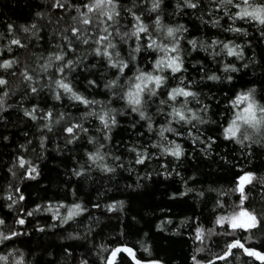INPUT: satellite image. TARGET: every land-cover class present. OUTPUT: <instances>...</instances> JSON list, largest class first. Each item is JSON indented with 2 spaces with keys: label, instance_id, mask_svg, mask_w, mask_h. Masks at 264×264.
<instances>
[{
  "label": "snow or ice",
  "instance_id": "snow-or-ice-1",
  "mask_svg": "<svg viewBox=\"0 0 264 264\" xmlns=\"http://www.w3.org/2000/svg\"><path fill=\"white\" fill-rule=\"evenodd\" d=\"M166 7L165 0H43V7L25 23H6L0 31V42H6L0 43V122L7 125L4 113L15 108L40 134L39 151L35 147L31 149L37 153L35 160L26 155L32 140L19 146L21 151L8 168L14 179L35 181L41 176L37 160H42L48 151L49 134H57V139L63 141L62 146L55 145L57 154L75 153L76 145L83 148L82 155L72 156L74 166L69 179L93 181V173H98L113 180L120 172L136 173L135 186H124L125 190L132 191L143 188L141 181H151L153 173L164 179H169L173 173L180 176L177 168L169 167L168 158L179 164L188 156L180 142L185 139L205 159L219 156L222 163L232 169L238 168V160L230 161L226 154L216 152L214 146L218 141L238 146L240 159L249 162L257 149L264 151V92L258 93L255 86H242L231 95L224 92L227 102L217 120L213 119L216 113L212 112V104L205 102L213 97L197 90L204 81L231 85L236 78L233 74H239L242 69L264 67L255 52L251 57L245 55L246 48L252 47L251 41L238 43L236 40L249 37V29L254 28L258 42L264 41V0H175L170 13ZM189 13L196 14L201 25L230 33L233 38L216 37L210 42L199 37L189 38V28L179 22V18ZM225 19L226 27L221 23ZM198 51L222 64L220 71L224 75L196 61L192 68L201 73L200 79L189 78L185 66L187 58ZM237 62H241L240 67ZM97 90L106 98L96 99L93 93ZM17 95L20 100L9 103ZM46 98L55 103L42 104ZM65 101L69 102L68 109L57 107L63 106ZM71 108L83 110L73 115ZM125 116L130 119L124 130L136 139L114 144V133L123 128L119 118ZM209 125L216 126V135L208 134ZM146 133L150 135L147 142L143 140ZM0 140L7 142L9 137L3 135ZM162 159L165 162L159 163L158 169L145 171L142 176L136 170V166L147 169L154 161ZM238 171L243 174L234 177L230 188L209 186L197 190L188 185L189 180L197 182L195 176L182 177L184 190L174 192L169 199L176 200L193 192L203 199L206 193H216L213 211L226 214L217 215L214 224L222 229L227 225L231 231L225 229L220 233L215 227L205 229L197 223L194 239L203 244L206 237H232L217 259L227 261L234 255L233 249H239L264 264V250L245 246L251 243L256 230H264V214L246 206L250 201L249 192L257 186L264 189V177L242 167ZM70 190L75 197L76 188ZM233 195L237 196L238 203L233 201L228 205L223 197ZM3 199L8 201L6 206L10 211H16V218L11 228L0 218V229H7L0 230V264H33L26 259L25 251L10 246L14 240L31 235L25 229L28 217L51 214L53 223L35 226L34 231L39 233L65 229V225L72 223L82 225V230L65 229L67 234L61 239L67 241H89L100 223L99 217L92 218L88 206L77 199L70 203L37 204L27 210L21 207L26 200L23 191L11 184ZM91 207L103 208L119 222L118 230L110 237L114 244L91 242L88 251L99 264H124L125 259L129 264H165L163 259L153 256L145 240L137 243L148 254L147 259L137 255L135 244L121 242L129 234L125 228L132 227L125 224L129 211L125 200L113 199L103 205L97 201ZM86 213L90 217L88 223L81 219ZM131 219L138 222L135 216ZM186 222L181 221V224ZM165 223L172 221H161L157 230L162 231ZM241 232L249 233L244 243L238 237ZM202 250L197 249V252ZM63 251L66 257L73 255L68 247ZM192 261L200 264L195 255ZM78 264H90V261L84 256ZM208 264L214 261L209 260Z\"/></svg>",
  "mask_w": 264,
  "mask_h": 264
},
{
  "label": "trees",
  "instance_id": "trees-1",
  "mask_svg": "<svg viewBox=\"0 0 264 264\" xmlns=\"http://www.w3.org/2000/svg\"><path fill=\"white\" fill-rule=\"evenodd\" d=\"M174 3L175 0H165L167 12L170 13L173 10ZM42 7L43 0H0V31L4 29L8 22L15 24L25 23L36 10H40ZM179 22L184 23L189 28V38L199 37L209 42L211 38L216 37L221 39L233 38L230 33H224L210 26L201 25L196 18V14L189 13L179 18ZM221 23L225 27L227 26L226 19L221 21ZM244 26L248 27L247 25ZM249 31L251 33L249 37H237L236 40L238 43L246 42V40L251 41L252 47L245 50L246 57H251L253 52H255L256 59L260 61L261 65H264V41L258 42V33L254 28L249 29ZM186 47L190 46L186 45ZM196 61H202L210 71L215 70L217 74L224 75L220 71L222 64L212 60L207 53L198 51L187 58L185 66L188 68L186 75L189 78L197 81L200 79L201 73L192 68V64ZM240 66L241 62H237V67ZM233 75L236 78L231 85L204 81L197 88V90H202L213 97L212 100H205V102L212 104V112L216 113L213 119H220V113L224 111V106L227 102L224 92H228L231 95L233 91H239L242 86H255L258 89V93L264 92V67L259 65L250 66L248 69H242L239 74ZM93 95H95L96 99L106 98L103 94H100V90L94 92ZM19 100L20 96L17 95L9 103H15ZM217 100L220 101L219 104L216 103ZM45 102L48 105L55 103L50 98L41 101L42 104ZM68 103V101H65L63 106L57 105V107L61 110H66L68 109ZM70 110L73 115H79V112L83 109L71 108ZM4 116L7 119V125L0 122V136L7 135L9 140L7 142L0 140V218L6 220L7 227H13V222L16 218V211H10L6 206L8 201L3 199L8 194L10 184L19 186L23 191L26 200L22 202L21 207L27 210H31L37 204L56 203L57 201L70 203L73 199H77L88 206L92 218L99 217L100 220L99 226L96 227L90 240L86 242L61 239L62 235L67 234L65 229L67 231L82 230V225L78 223L65 225V229L39 233L34 231L35 226H47L53 223L51 214L41 213L34 217H28L25 229L30 231L31 235L22 236L14 240L10 246L18 247L25 251L28 254L26 259L33 261V264H47L48 261H55L56 264H78L79 260L84 256H87L90 264H99L96 257L88 251L91 247V242L94 241L96 244L102 242L114 244L115 241H112L110 237L115 235V231L119 228V222L115 219L114 214L106 213L103 208L93 209L91 205L97 201L103 205L112 202L113 199L125 200L127 203L129 211L125 224L132 225V227L125 228V231L129 234L121 242L135 244L138 256H142L145 259L148 258V254L143 252L140 244L137 243L139 240H145L147 245L151 247L153 256L163 259L165 264H193V255L197 257L200 264H208L209 260L214 261V264H260L259 261H254L253 258L243 254L242 250L239 249H233L234 255L229 257L227 261L217 259V256L223 254L226 242H229L232 237L225 235L212 236L210 239L206 237L203 244L194 239V230L197 223L205 229L215 227L216 231L220 233L227 229V225L222 229L214 224L217 215L226 214V212L222 213L220 210L213 211L216 193H206L203 199L198 197L195 192L176 200H171L169 197L174 192L178 194V192L184 190L182 177L183 179H188L191 176H195L197 182L189 180L188 185L197 190L207 189L209 186L230 188L234 177L243 174L238 171L240 167L244 168L245 171L255 172L258 177H264V151L257 149L253 157L250 158L251 162H249L240 159L238 146L222 140L218 141L217 145L214 146L216 152L221 155L226 154L230 161L238 160V168L232 169L229 165H224L219 156L213 155L205 159L185 139L180 142L184 144L188 156L179 164L168 158L169 167L177 168L181 173L180 176L173 173L169 179H164L162 176H157L153 173L151 181H141L144 184L143 188L132 191L131 189L125 190L124 186L126 184L135 186L136 173L120 172L113 180L101 177L98 173H93L95 178L93 181L87 179L78 181L75 177L69 179L70 169L74 166L72 156L82 155L83 148L80 145H76L75 153L65 151L57 154L55 145L60 143L62 146L63 141L57 139V134H49L48 151L44 154L42 160H37V163L40 164L41 176L35 181H21L19 177L14 179L8 172V168L11 166L13 158L21 151L19 146L21 144L27 145L28 140H32V145H28L29 151L26 155L30 159H36L37 153H33L31 149L35 147L39 151L38 138L40 134L36 126L23 118L22 113L15 108L9 109L7 113H4ZM119 119L123 128L116 130L113 143H129L135 140L136 137L134 135L124 130L127 129L130 118L125 116ZM207 128L209 129L208 134L216 135L215 125H209ZM140 131H144V129H140ZM25 132L28 133V136L24 135ZM170 138L172 137L170 136ZM149 139L150 135L146 133L143 140L147 142ZM193 154L194 158H192ZM164 162L163 159L159 162L154 161L147 169L144 166H136V170L142 176L145 171H152L154 168L158 169L159 163ZM71 188H76L77 190L75 197L71 193ZM262 193H264V189L259 186L249 192L250 201L247 202L246 206L264 214ZM223 199L227 201L228 205H231L233 201L238 203L236 195L231 198L223 197ZM227 210L231 211L230 208ZM64 211V209H61V212ZM132 216H135L138 222L132 221ZM81 219L88 223L90 221L89 214L86 213ZM167 220H171L172 223H165L162 231L157 230V225H160L161 221ZM185 220L187 222L182 225L181 221ZM0 230L6 231L7 229ZM227 230L231 231V229ZM144 233H148V236L145 237ZM248 236L249 233L245 232L238 234L242 243L245 242ZM245 246L264 250V230H256L251 236V243H246ZM65 247L72 251V256H65L63 251ZM197 249L203 250L197 252ZM124 264H129V261L125 259Z\"/></svg>",
  "mask_w": 264,
  "mask_h": 264
}]
</instances>
